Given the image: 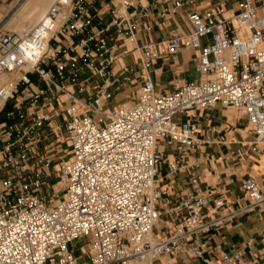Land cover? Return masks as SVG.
Wrapping results in <instances>:
<instances>
[{"label":"built area","instance_id":"obj_1","mask_svg":"<svg viewBox=\"0 0 264 264\" xmlns=\"http://www.w3.org/2000/svg\"><path fill=\"white\" fill-rule=\"evenodd\" d=\"M214 1L188 12L189 32L172 29L136 48L133 65L119 64L142 12L130 0H57L23 35L0 30V264L204 259L205 233L264 211V182L252 176L242 180L246 202L233 209L218 199L214 217L196 178L191 188L177 187L199 145L192 111L243 112L251 146H264V0ZM97 4L113 6L109 23ZM151 5L165 15L184 2ZM189 49L198 77L160 92L148 75L154 62ZM131 77L142 80L135 97L110 108L116 92L134 85ZM216 134L210 129L205 143Z\"/></svg>","mask_w":264,"mask_h":264},{"label":"crops","instance_id":"obj_2","mask_svg":"<svg viewBox=\"0 0 264 264\" xmlns=\"http://www.w3.org/2000/svg\"><path fill=\"white\" fill-rule=\"evenodd\" d=\"M130 1L139 4L142 12L135 19L133 41L126 40L123 44L121 50L128 49V52H121L120 65H133L138 58L136 48L166 39L172 29L189 32L188 12L193 8L201 9L215 3L214 0H193V3L191 0H173L182 1L184 5L175 12L163 15V8L151 5L153 0ZM114 3L116 4V1ZM97 8H101L104 14V24L109 23L110 9L113 6L97 4ZM196 68V52L191 49L182 50L174 56L164 55L154 62L148 75L160 92H173L178 86L192 82L198 77ZM131 80L134 85L126 84L116 92L109 107L114 102L115 107L135 97L142 80L136 77H131ZM89 91L92 92L89 89L82 94L86 97ZM191 114H197L201 122L199 145L188 158L189 167L179 174L177 187L191 188L192 179L196 178L198 185L208 196L209 217L215 216L211 210L221 198L225 199L231 208H239L246 202L242 180L252 176L264 182V146H251L253 133L243 112L217 106L212 111H192ZM210 129L217 131L216 141L205 143L206 133ZM220 136L228 143L220 144L217 141ZM173 154L176 155V151ZM224 211L226 209L220 212ZM203 238L211 247L204 259L179 255L174 258L172 264H209L207 260L214 258L219 261L223 253L230 254L233 251L242 253L241 260L228 264H264V211L255 210L241 214L222 227L210 229ZM216 247H219V250H214Z\"/></svg>","mask_w":264,"mask_h":264},{"label":"rangeland","instance_id":"obj_3","mask_svg":"<svg viewBox=\"0 0 264 264\" xmlns=\"http://www.w3.org/2000/svg\"><path fill=\"white\" fill-rule=\"evenodd\" d=\"M30 6H31L30 0H0V30L6 31L9 33H17V34L20 33L19 31L16 30V27L19 23L24 21L23 20L24 18L23 16L25 14L24 12H26L30 8ZM41 17L35 22H27V28L29 29L31 26H34L41 19ZM114 105H115V102L110 107L113 108ZM11 109L12 107L10 106L8 110H11ZM5 115H6V112L0 116V119L1 120L6 119ZM86 241L87 240L80 241L78 245H76L75 247L81 246V245L85 246ZM73 246L74 244H71V247Z\"/></svg>","mask_w":264,"mask_h":264},{"label":"bare ground","instance_id":"obj_4","mask_svg":"<svg viewBox=\"0 0 264 264\" xmlns=\"http://www.w3.org/2000/svg\"><path fill=\"white\" fill-rule=\"evenodd\" d=\"M56 1L57 0H30L31 6L26 12H24V21L19 23L16 27V30L20 32L18 34L23 35L25 32H27L30 29L27 28V22H35L41 16H43V14L45 15ZM1 80L6 84L11 82L10 78L6 75H2Z\"/></svg>","mask_w":264,"mask_h":264}]
</instances>
